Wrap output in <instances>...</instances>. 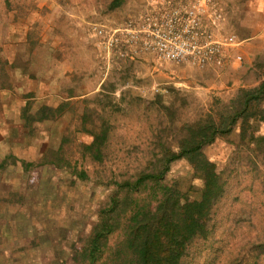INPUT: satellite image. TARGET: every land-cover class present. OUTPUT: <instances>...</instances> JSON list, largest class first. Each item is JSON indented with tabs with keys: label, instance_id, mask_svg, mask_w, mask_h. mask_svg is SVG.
Here are the masks:
<instances>
[{
	"label": "rangeland",
	"instance_id": "1",
	"mask_svg": "<svg viewBox=\"0 0 264 264\" xmlns=\"http://www.w3.org/2000/svg\"><path fill=\"white\" fill-rule=\"evenodd\" d=\"M111 1L0 0V264H85L117 183L152 172L176 149L179 128L228 103L238 80L264 77V55L251 62L246 41L261 25L251 0H124L115 10ZM192 6L200 56L212 48V61L160 60L147 46L150 23ZM157 96L168 111L152 104ZM103 123L109 138L97 162L85 147ZM253 128V141L235 133L203 149L226 190L211 234L181 264H264V123ZM160 184L190 198L203 188L184 159ZM130 197L156 204L149 190ZM124 234L109 237L99 264Z\"/></svg>",
	"mask_w": 264,
	"mask_h": 264
},
{
	"label": "trees",
	"instance_id": "2",
	"mask_svg": "<svg viewBox=\"0 0 264 264\" xmlns=\"http://www.w3.org/2000/svg\"><path fill=\"white\" fill-rule=\"evenodd\" d=\"M124 0H112L110 9L122 7ZM104 88V85H102ZM160 96L153 105L163 112L169 107L162 104ZM264 123V82L252 88H240L235 96L210 110L203 118L183 124L175 150H169L157 161L149 173L140 172L134 180L117 183L109 203L101 210V221L90 235L84 250L85 264H99L108 247V239L124 227V239L111 253L109 264H181L188 247L196 239H207L211 234L213 210L226 190V181L217 164L206 158L203 149L218 138L237 134L241 142L255 139L254 124ZM109 138L106 123L92 134L85 147L94 161L101 162ZM258 151L264 155V137ZM186 160L202 180L198 198H190L177 189L160 184L170 164ZM149 190L156 204L131 199ZM124 195L121 197V195ZM127 217L128 225H121Z\"/></svg>",
	"mask_w": 264,
	"mask_h": 264
},
{
	"label": "built area",
	"instance_id": "3",
	"mask_svg": "<svg viewBox=\"0 0 264 264\" xmlns=\"http://www.w3.org/2000/svg\"><path fill=\"white\" fill-rule=\"evenodd\" d=\"M193 8L194 6L185 11L186 17L182 16L178 9L160 12L159 17L164 19L155 17L150 23L147 46L157 51L160 60L193 65H204L212 61L214 57L212 48H208L205 56H200L199 49L203 46L198 43L199 21ZM97 33L102 34V31L98 30Z\"/></svg>",
	"mask_w": 264,
	"mask_h": 264
},
{
	"label": "crops",
	"instance_id": "4",
	"mask_svg": "<svg viewBox=\"0 0 264 264\" xmlns=\"http://www.w3.org/2000/svg\"><path fill=\"white\" fill-rule=\"evenodd\" d=\"M253 2L256 3V8L254 10H256L258 17L261 16V25H259V29L256 31L255 36L252 38H249L246 41H250V46L253 47V49L255 50L254 52H252L251 54V62L257 60V59H261V56L264 55V0H251ZM255 64L252 65V63L249 65L247 71L249 70V73L254 72L255 70ZM252 69V71L250 70ZM237 83L236 87L231 89V91L233 92L234 90H236V92L238 91V89L240 88H246V87H256L258 84L264 82V77L262 78H248V80L245 81H240Z\"/></svg>",
	"mask_w": 264,
	"mask_h": 264
}]
</instances>
